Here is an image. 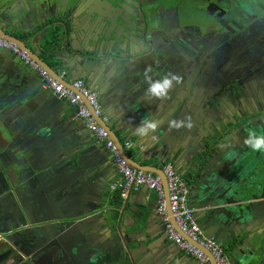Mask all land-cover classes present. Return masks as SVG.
<instances>
[{"label":"water","instance_id":"95a60500","mask_svg":"<svg viewBox=\"0 0 264 264\" xmlns=\"http://www.w3.org/2000/svg\"><path fill=\"white\" fill-rule=\"evenodd\" d=\"M107 4L112 9H108ZM144 6L145 1H141L138 5L139 14L131 16L119 0H0V36L17 44L30 59L64 85L70 83L65 78L67 70L58 74L38 54L51 56L55 61L65 64L67 69L74 66L83 70L89 77L106 70V73L109 72L105 76L108 79L110 73L116 75L118 72V79L126 89L136 86L133 106L141 108L138 119L141 121L144 116L143 120L159 121L160 127L155 135L163 136L168 142L173 139L172 144L169 142L168 145L174 158L183 156L188 161L189 175L184 180L187 184L194 183L188 198L190 196L193 201L194 215L202 222L200 228L203 230L205 227L210 234L207 235L204 230V236L223 248L229 264H264V183H258L257 186L252 182L246 183L243 162L246 146L244 138L248 132L254 131L257 135L264 133L256 124L254 127H237L239 121H232L228 125L227 115L214 112V97L189 76L186 69L189 64L173 65L167 54L169 49L161 46L159 38L150 32L152 22H155L154 16L152 10ZM18 14L23 17L20 25L12 20ZM7 26L26 36H15L6 30ZM132 67L135 68L134 72ZM146 68L151 69L147 75L153 80L169 73L182 80L179 84H173L167 98L150 99L145 95L148 87L145 81ZM62 73L64 75L61 77ZM36 82L42 85L35 73L25 68L17 56L0 51V115L8 123L0 131V171L3 170L9 189H23L29 197L37 192L59 207L66 200L71 201L75 210L68 218L75 238L72 253L79 258L85 253L84 264H157L150 248L134 259L136 250L123 238L120 230L129 216L143 222L142 201L139 198L132 200L131 194L149 190L142 187L121 197L119 192L110 189L109 184L107 193L103 191L97 194L99 179L95 177L98 164L94 161L95 156L91 151L73 155L74 144L67 146L60 140L66 133L65 129L71 130L68 123L76 119L88 134L85 137V132L77 126L74 131L76 146L81 147L86 143L91 148H102L112 164L108 151L102 144L92 142L89 131L76 117L75 111L74 115H68L63 109L65 101L53 94L50 96L49 91L43 90ZM143 93L142 99L138 94ZM98 96L100 101L99 93ZM200 104L203 109L200 112L193 111ZM185 117H191V128L169 130L168 125L172 120ZM97 122L109 133L119 154L131 168L160 177L166 213L169 222L174 225L162 170L133 161L122 149L108 122H102L100 117ZM10 127L14 132L15 128L23 132L20 138L27 156L20 151V155L15 153L7 158L8 149L4 145L13 144L16 139ZM26 172L30 173V178ZM97 216H102V222L94 221ZM83 223L87 230L81 232L80 224ZM102 227L118 234L117 246L99 250L91 242L85 246L76 240L78 235L88 233L99 236ZM174 229L179 232L177 227ZM164 238L167 239L165 232ZM216 239L227 240L229 244L224 247ZM204 254L210 264H214L209 254Z\"/></svg>","mask_w":264,"mask_h":264},{"label":"flooded vegetation","instance_id":"af4514ba","mask_svg":"<svg viewBox=\"0 0 264 264\" xmlns=\"http://www.w3.org/2000/svg\"><path fill=\"white\" fill-rule=\"evenodd\" d=\"M141 1L154 16L150 32L169 49L173 65L189 64V76L214 97V112L227 115L228 125L256 124L264 133V0H119L131 16L139 14ZM107 8L112 9L108 4ZM201 109L202 104L193 111ZM3 118L0 115V131L8 126ZM9 129L16 139L4 145L7 158L20 151L27 156L20 138L23 132ZM243 162L245 182L263 185L264 151L245 146ZM2 172L0 264H84L85 253L82 258L72 253L71 201L59 207L37 192L29 197L23 189L11 190ZM26 176L30 178V173ZM80 226L81 232L87 230L85 223ZM113 233L102 227L99 236L88 233L76 240L102 250L119 244Z\"/></svg>","mask_w":264,"mask_h":264},{"label":"crops","instance_id":"0c3cea01","mask_svg":"<svg viewBox=\"0 0 264 264\" xmlns=\"http://www.w3.org/2000/svg\"><path fill=\"white\" fill-rule=\"evenodd\" d=\"M12 20L17 25L23 23V17L21 14L15 15V18H13ZM6 30L14 34L15 36H26L21 31H14L10 26H7ZM81 37L85 38L82 35ZM38 55H40V57L43 58V60L47 62L58 74L63 72L64 70H67L65 78L68 82L80 78L87 83L89 88L98 91V93L100 94V104L102 106V116L107 119V124L116 134L122 146L125 142L131 143V148L126 149L125 152L133 161L139 163L142 166L161 170L165 165L168 164L179 176H181L185 180L187 179L189 175L188 171L190 170L187 169V166L189 165L188 161L183 156L179 157V159L174 158L175 155L174 153H171V149L168 145L169 142L172 144L173 139H169L168 142V140L163 136H157L155 135V133L152 134L155 137L154 139L151 137L142 139L134 134L135 128L141 123L144 117L142 116V120L140 121V119H138V111L141 108L140 106H133L135 97L133 95V91L136 90V86L132 87L131 89H126L125 85L122 84L118 79V72L116 75L110 73L111 77L108 79L107 77H105L107 74H109V72L106 73V70H102L101 73L96 76L91 74V76L89 77L87 72L76 69L74 66L68 67L67 69V66L64 67L65 64H61L55 61L51 56H47L44 53H40ZM24 67L31 71L25 65ZM131 70L134 72L135 68L132 67ZM31 73H33V71H31ZM35 77L39 79L36 74ZM36 83L38 85H41L38 82ZM49 95H52L50 91ZM143 95L144 93L138 94V96L142 99ZM64 104L65 105L63 106V109L67 111L68 115H74V108L68 106L65 102ZM59 118L60 117H58V119ZM73 119L75 118L73 117ZM58 122L61 123L60 120ZM71 122L72 123H68V126L71 128V130L67 131L65 129L66 133L62 141L60 140V142H63V144L67 146L74 144L75 150L73 151V155L79 154L84 151H91L90 153L95 156L94 161L98 163L96 165L97 169L95 170V177L99 179V185L96 186V192L97 194L103 191L107 193V186L118 179V174L115 168L107 159V154L102 148H91L89 145H86V143H84V145H82L81 147L76 146V138L74 132L77 130L76 127L78 126L85 132V137H87L88 134L83 128L80 121L75 119ZM159 127L160 125L157 129H159ZM89 137L95 144V140L92 134L89 133ZM193 184V182L188 184L189 190L191 191L190 194H192L191 187L193 186ZM138 198L142 201L141 210L143 211L142 213H144L145 216L143 222H138L136 221V218L134 216H129L127 222L123 223L120 226L123 238L130 243L131 248L136 250V258L134 256V259H138L137 256L141 257L140 253L144 252L147 248H150V250L153 251L152 255L154 256L155 263L157 264H197V262L193 258L185 256L183 251H181L172 242L164 238L163 225L159 220L158 215L156 214L157 199L155 193L149 192L144 189L142 191L140 190L131 194L132 200ZM188 202L189 207L194 209L195 207L194 204H192L193 201L190 196L188 198ZM194 218L197 219L196 223L199 225V227L202 226V222L199 220L196 214L194 215ZM94 221L102 222V216H97ZM204 230L205 232H207L205 227H203V231ZM113 235L119 242L118 234L115 231ZM207 235L210 234L207 232ZM216 240H218L217 242H219V244H222L224 247L229 244L227 240Z\"/></svg>","mask_w":264,"mask_h":264},{"label":"built area","instance_id":"2783aa9c","mask_svg":"<svg viewBox=\"0 0 264 264\" xmlns=\"http://www.w3.org/2000/svg\"><path fill=\"white\" fill-rule=\"evenodd\" d=\"M0 51H7L17 56L26 67L39 77L44 90L50 91L74 108L76 117L82 121L84 127L92 134L95 144H102L110 155L112 164L118 174V179L110 185L112 191L119 192L121 197H125L130 191H137L142 187L154 192L157 199L156 213L163 223L168 241L199 264H210L209 258L204 252L209 254L214 264H229L223 248L212 239L206 238L203 230L196 223L194 210L187 204L189 194L187 182L167 164L163 167L162 172L166 179L168 206L174 225L169 222L160 177L151 172L131 168L119 154L109 133L98 124L99 117L104 123H107V119L102 116V106L96 91L91 90L82 79H75L68 85H64L60 80L51 77L34 60L30 59L17 44L5 40L1 36ZM63 75L64 73L60 76ZM130 148V142H125L122 146L123 150ZM174 227H177L179 232Z\"/></svg>","mask_w":264,"mask_h":264},{"label":"clouds","instance_id":"9594fccd","mask_svg":"<svg viewBox=\"0 0 264 264\" xmlns=\"http://www.w3.org/2000/svg\"><path fill=\"white\" fill-rule=\"evenodd\" d=\"M151 69H145V81L148 87L145 89V95L150 99H165L167 98L170 90L173 88V84H179L182 80L181 77L169 73L164 75L160 79L153 80L150 75ZM159 126V121L152 120H142L141 123L135 128L134 134L140 138H155L154 134ZM169 130L180 129L181 127L191 128L192 120L191 117H185L181 120H172L169 125ZM244 144L251 150L256 152L264 151V135H257L254 131H249L247 136L244 138Z\"/></svg>","mask_w":264,"mask_h":264},{"label":"trees","instance_id":"16d2710c","mask_svg":"<svg viewBox=\"0 0 264 264\" xmlns=\"http://www.w3.org/2000/svg\"><path fill=\"white\" fill-rule=\"evenodd\" d=\"M130 158V157H129Z\"/></svg>","mask_w":264,"mask_h":264}]
</instances>
